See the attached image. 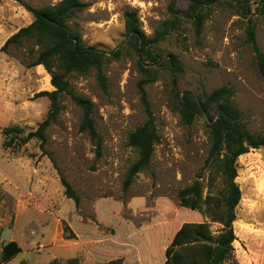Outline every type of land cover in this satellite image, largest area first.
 <instances>
[{
    "label": "rangeland",
    "instance_id": "374dc122",
    "mask_svg": "<svg viewBox=\"0 0 264 264\" xmlns=\"http://www.w3.org/2000/svg\"><path fill=\"white\" fill-rule=\"evenodd\" d=\"M60 0H0V258L4 244L16 240L22 251L2 264H67L78 257L82 264H99L124 258L125 264H165L166 248L192 209L182 206L179 190L193 183L203 170L211 140L206 117L187 124L175 109L176 93L190 90L205 97L221 86L235 90L234 103L247 127L264 134V76L248 43L247 22L227 6H218L197 34L191 21L168 34L156 51L160 63L152 67L155 79L145 85L160 134L150 168L140 172L126 190V175L138 158L129 135L148 116L140 83L145 78L140 57L126 44L125 12L136 9L142 29L153 35L171 16V0H85L77 25L88 45L120 56L105 64L108 88L98 83L93 70L70 76L76 94L94 102L96 126L103 139V155L88 131L81 130L83 108L70 95L61 97L62 110L47 129L44 149L39 139L21 148L4 147L8 126L38 128L46 118L50 99L37 97L53 90L51 75L35 57L32 41L2 46L29 25L34 15L26 5L40 7ZM190 0H178L186 9ZM256 4H253L255 7ZM257 40L264 51V16L254 14ZM175 54L185 66L174 74L161 64ZM159 66V67H158ZM46 152L47 154H45ZM65 176L81 203L67 197ZM242 199L234 223L235 255L226 264H264V148H252L238 160ZM218 186H220L218 182ZM198 213L195 219H201ZM193 216V214H192ZM222 227L212 223L214 232ZM74 238H70L71 234Z\"/></svg>",
    "mask_w": 264,
    "mask_h": 264
},
{
    "label": "trees",
    "instance_id": "16d2710c",
    "mask_svg": "<svg viewBox=\"0 0 264 264\" xmlns=\"http://www.w3.org/2000/svg\"><path fill=\"white\" fill-rule=\"evenodd\" d=\"M253 4L256 6L253 7ZM88 6L89 3L85 0H60L40 7L26 5L34 15V20L11 35L1 49L7 50L12 44L32 41L34 48L31 49V54L35 59L30 66H44L51 75L54 89L36 94L37 97L47 96L50 99L49 112L38 128L22 135L23 127H6L3 131L6 137L4 147L21 148L32 139H39L44 149L47 143V129L59 117L62 110L60 99L67 94L82 106L84 113L81 130L89 132L96 145L97 158L103 155L104 139L96 126L94 102L74 92L70 76L86 75L95 70L99 85L106 90L108 78L105 64L110 59L119 57L120 50L111 54L96 45L86 44L81 31L73 22ZM218 6L234 8L236 13L246 20L247 40L256 54L259 70L264 76V51L258 43L257 29L252 17L254 14L264 16V0H190L186 9L178 7V0H171L168 6L171 16L162 22L153 35L142 29L136 9L126 10V44L140 57L139 67L145 75L140 83V92L148 116L147 120L129 135V143L137 149L138 158L126 175V190L140 172L150 168L156 144L160 141L156 116L145 88L146 84L154 81L155 74L152 67L144 65L143 61H150L151 66L160 63L161 54L156 51L157 45L168 34L179 29L185 20L191 21L196 33L201 34L204 23L211 16L212 10ZM161 65L174 74L185 71V66L173 53H170ZM175 95V109L185 123L192 124L198 117H206L211 146L203 168L207 172V184L203 180V172H200L193 183L183 187L178 193L182 206L198 210L205 219L186 221L181 225L166 248L165 264H226L235 255L234 242L237 235L234 223L237 220L236 208L242 199L241 187L237 182L238 160L252 148H264V134L247 127L241 110L234 103L235 90L232 87L215 88L205 97L197 96L190 90L184 91L179 98L177 93ZM61 181L67 197L74 199L79 206L81 196L76 189L63 175ZM3 197L4 192L0 188V199ZM213 222L222 225L218 232L213 231ZM69 237L74 238L75 235L72 233ZM21 251L22 247L18 241L6 242L0 264L9 261ZM50 264H58V260L54 259ZM67 264L82 263L78 257H73ZM99 264H125V260L116 258Z\"/></svg>",
    "mask_w": 264,
    "mask_h": 264
},
{
    "label": "crops",
    "instance_id": "0c3cea01",
    "mask_svg": "<svg viewBox=\"0 0 264 264\" xmlns=\"http://www.w3.org/2000/svg\"><path fill=\"white\" fill-rule=\"evenodd\" d=\"M245 154H246V153H245ZM192 210H193V211H192L193 216H192V214H191L190 218H189V219H186L185 221H203V220L205 219L203 215H202V218H201V219H195V218L198 217L199 215H198L197 212H195L194 209H192ZM200 213H201V212H200ZM201 214H202V213H201ZM180 227H181V226H180ZM180 227H178L177 230H178ZM177 230L175 231V233L177 232ZM175 233H174V235H175ZM174 235H173V237H174Z\"/></svg>",
    "mask_w": 264,
    "mask_h": 264
}]
</instances>
